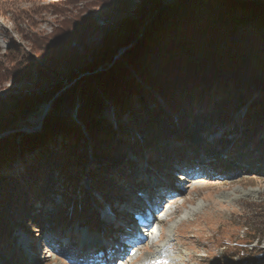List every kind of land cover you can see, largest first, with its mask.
Segmentation results:
<instances>
[{
	"label": "trees",
	"instance_id": "obj_1",
	"mask_svg": "<svg viewBox=\"0 0 264 264\" xmlns=\"http://www.w3.org/2000/svg\"><path fill=\"white\" fill-rule=\"evenodd\" d=\"M118 1L121 13L126 14L128 0ZM76 2L66 0L65 3L48 4L37 10L63 17L67 11L65 6ZM147 6L151 9L148 10ZM139 11L138 22L123 21L115 32L103 40L91 65L94 69L101 67L100 71L76 80L70 79L69 82L73 83L67 88L61 84L53 88L52 101L39 131L21 134L15 126L9 129L0 126V134L9 131L0 137V171L4 172L11 168L18 155L37 145H47L52 136L61 137L56 152H45L42 158L26 165L23 172L9 176L0 173V259L25 260L10 243V227L18 226L16 221L28 219L32 226L39 229L43 227L44 217L47 221L46 212L42 210L47 201L51 203L49 194L54 192L49 169L57 167L66 178L72 166L79 167L81 159L75 145L82 129L76 120L93 139L95 149L108 159L115 160L112 157L116 149L112 145L118 144L119 139L114 140L109 124H103L102 118L98 117L99 112L107 107V101H111L117 111H129L128 120L133 130L130 134L125 133L127 138L122 142L123 148L136 147L138 152L145 146L154 151L153 156L160 153L161 156L156 159L146 156L148 166H156L159 163L157 159L162 158L168 161L165 163L168 165L175 155L185 158L184 151H176L180 146L196 154L204 144L200 150L207 153L208 149V153H212L213 147L201 136L205 134L204 128L207 129L206 134H214L217 130L224 137L230 133L238 134L240 146L234 144L233 152L235 149L239 152L241 145L246 146L243 153L235 156L232 152L218 156L215 163L218 168L233 166L228 159L230 156L241 160L243 166L263 163L264 0H141ZM58 24L46 35L34 32L33 22L27 29L18 28L37 57L55 72H60L64 66L79 63V54L67 48L73 42L84 46L87 33L95 28L91 19L78 15L64 18ZM143 24L144 29L139 32L137 26ZM47 79L48 74L44 70L13 47L0 56V82L28 83ZM41 101L32 96L25 100V104L37 108ZM241 111L242 116H239ZM2 118L3 113L0 112V123ZM187 123L193 127L187 126ZM170 134H174L175 138L171 139ZM224 142L227 143L221 139L217 145L224 146ZM142 156L140 153L138 158ZM180 157L177 156L178 159ZM129 166L131 163H127L125 169ZM78 170L73 172L75 180L79 177ZM93 173H90L89 185L98 191L103 200L127 195L113 186V182L104 184V180H99ZM133 181L126 177L122 182L135 185ZM76 186L77 181H74L73 187ZM29 190L40 200L43 199L40 208L27 201ZM65 194L70 209L66 216L65 211L64 218L52 230L58 234L76 221L81 225L91 223L96 228L90 230L98 233L96 218L80 209L87 207L84 205L88 203L85 202L84 191L81 197L74 192L73 199ZM60 218L58 214L50 217L56 222ZM258 221L260 226L264 225V213ZM249 232H252L248 234L249 243L255 239L259 243V236L264 240V229L255 232L250 229ZM248 246L246 244L240 250L245 258H239L240 251L227 256L231 264H257L256 260H252L251 250H246ZM220 263L228 264L226 261Z\"/></svg>",
	"mask_w": 264,
	"mask_h": 264
},
{
	"label": "rangeland",
	"instance_id": "obj_2",
	"mask_svg": "<svg viewBox=\"0 0 264 264\" xmlns=\"http://www.w3.org/2000/svg\"><path fill=\"white\" fill-rule=\"evenodd\" d=\"M106 1L103 3L101 0H77L74 5L65 6L67 11L63 17H57L51 14L50 11H40L37 8L53 3H65L66 0H0V56L8 48L13 47L21 55L32 61L35 66L48 74L50 72L49 67L32 51L30 44L21 37L18 28L27 29L28 25L33 22L35 24L34 32L46 35L50 34L62 19H70L77 15L82 18L91 19L95 27L93 32L87 33L84 46H87V48L89 46L92 50L99 48L103 40L109 34L115 32L123 21L129 19L130 21H136L138 19L136 12L141 5V0H128V11L126 14H122L118 0ZM33 11H36V13ZM142 28V26L137 27L139 30ZM80 48L83 49V46L73 42L67 49L78 50ZM85 61H87L86 58ZM85 61H81L82 66ZM73 71L71 72L73 73ZM68 73V71L63 70V73H59V75L52 74L47 81L41 82L16 83L12 80L0 82V112L3 113L4 127H35L43 116L45 107L52 99V92L49 89L57 82H61L66 78ZM131 73L134 75L133 72ZM37 84H39L40 88L36 87ZM33 94H44L41 96V105L37 108L23 105V99ZM131 97L134 98L135 96L131 95ZM106 105L107 107L99 112L98 117L102 118L103 124H109L114 140L119 139L117 141L118 144L112 145L113 149H116V153L112 157L115 160L108 159L106 155L95 149L93 139L76 120V123L82 129L81 137L78 138L75 145L77 147L76 152L81 159L78 163L79 167L72 166L69 169L70 175L66 178L58 172L57 167L49 169L48 173L51 172L52 174L51 183H53L54 192L51 195L49 194L51 203L47 201L42 210L46 212L47 221L44 217L41 229L32 226L28 219L16 221L19 227H10L12 232L10 243H13L14 251H17V254L20 252L25 260L16 261L12 259L10 261L6 258L0 259V264L87 263L88 258H83L79 254L87 246L89 249H92L90 251L95 250L101 237L88 231L86 233L83 227L89 229L96 228L91 223H89L90 225L88 223L81 225V223L74 221L64 231L57 232L63 237L60 240L62 241L60 242L61 246L56 247L53 245V248L48 247L49 240L46 236L49 234L47 231H51L52 228L59 225V222L64 218L65 211L66 216L67 211L70 209V202L66 203L64 193L73 199L74 192L81 197L82 191H84L87 197L85 202L88 203L84 205L87 207L80 209L85 210L88 213L87 215H93L96 218L99 234L104 233L106 242L110 244L107 246V249L115 245L114 243L118 238L117 235L123 232L122 227H126L127 224L128 227H134L136 222L132 219V217L134 218L133 213L141 206L138 207L135 203V207L134 202L139 197L137 193L144 192L145 187L140 186L136 188V186L128 185L127 182L122 181L126 177L139 180L138 178L144 175L142 165L147 163L146 156L149 155L151 159H156V157H160L161 155L159 153L153 156L152 152L154 151L145 146H140L142 147L139 149L140 152L135 151L136 147L133 149L123 148V140L127 138L125 137V133L130 134L131 130H133L128 120L129 111L127 109L125 111H117L116 106L111 101H107ZM242 111L239 116H242ZM187 126H192V124L187 123ZM204 130L205 134L201 136L213 147L212 153H208V149L207 153H203L200 150L204 148V144L200 146L196 154L180 146L176 151H184L185 158L181 159L180 155H175L174 160L167 163L168 165H165L168 161L163 158L157 159L159 163L156 166L154 165V167L146 164L147 172H152L159 179L156 181L150 178L151 184L154 183L157 189L169 191L163 201L173 199L175 202L172 205L166 206L167 212L173 214L172 219L164 221L161 226L157 222L155 224L152 223L154 228L153 234H151L148 243L137 245L138 253L136 255H139V259L148 258L146 264H221V261L231 264V260L227 256L237 254L244 245L249 244L246 250H251L252 260H256L257 264H264V240L259 236V243H256V239L252 243H249L248 237V234H252V232H249L250 229L253 232L257 229H264V225L260 226V222L258 221L264 213V161L257 166H243L244 163L241 160L230 156L231 158L228 159L233 166L225 167L222 165L218 168L215 164L218 156L221 154L228 155L230 152L234 153L235 156L240 152L243 153L246 146L241 145L242 147L239 152L238 149H235V152H233L234 144L238 143L239 145L240 143L241 138L238 134L230 133L224 137V134L219 130L214 134H206L207 129L204 128ZM170 136L171 139L175 138L174 134H170ZM221 139H224L227 143L224 142L225 145L219 147L217 142ZM60 140V135L52 136L47 140V145H37L18 155L11 168L5 172L0 171V173L9 176L15 172L16 174L23 172L26 165L38 160V158H42V154L45 152H56L59 149ZM138 141L141 143L140 139ZM159 151L160 147L156 149L157 153ZM135 152L138 154L137 156ZM140 153L143 155L142 158H138ZM190 153L192 154L189 155ZM49 156H53V154ZM127 163H131V166L125 169ZM179 165L181 167L178 168L177 166ZM206 166L212 172L206 170ZM77 168H79L77 171L79 177L77 178L78 180H75L76 175L73 172ZM199 168L201 171H199ZM184 169H187L188 173ZM119 170L120 172L118 173ZM213 171H218L220 175L217 173L216 176H213ZM92 172L98 176L99 180H104V184L113 182V186L119 187L120 191L126 192L127 195L103 200L104 198H102L98 191L89 185L92 178L90 173ZM188 176L190 179L187 178ZM74 181H77L75 188L73 187ZM80 187H82V190ZM72 191L73 193H71ZM33 194L32 190L27 192L26 197H29L27 201L34 202L35 207L40 208L43 199L40 200L39 196ZM145 195L147 196V194ZM128 197L133 201H127ZM76 201L77 203L80 202V200ZM106 203L107 205L108 203H113L111 208H115L116 210L119 207V210L110 211L112 209L109 210ZM118 203L125 204L119 205ZM158 206L159 204L152 207L158 208ZM152 207H149L150 214H153ZM57 214L61 217L58 222L50 219L52 215L55 216ZM112 217H115L114 222L112 221ZM154 217L162 221L165 219L163 214H156ZM112 224L115 227L110 228ZM156 225L161 227V232L157 229ZM119 226L121 227L118 233L116 231L111 232ZM245 226L248 227L245 228ZM135 229L139 231V229ZM157 234L161 236L160 243L158 241V244L163 247V254L167 256L164 255V259L160 261H156L152 256L154 248L150 247L151 240L154 237L156 238ZM87 243H90V245ZM43 250L45 253H43ZM100 250L102 251L103 249ZM132 251L133 249L130 252ZM241 257L245 258V254L242 251L239 252V258ZM102 258L107 259V254H102ZM99 260L100 257L95 262ZM124 264H137V261L128 259Z\"/></svg>",
	"mask_w": 264,
	"mask_h": 264
},
{
	"label": "bare ground",
	"instance_id": "obj_3",
	"mask_svg": "<svg viewBox=\"0 0 264 264\" xmlns=\"http://www.w3.org/2000/svg\"><path fill=\"white\" fill-rule=\"evenodd\" d=\"M147 163H145V164H143L142 166H143V171H144V175L141 177V178H138L139 180H137V179H135L134 181H133V183L135 184V181H137L136 182V184L135 185H131V186H136V188H138V187H140V186H143V187H145V191L144 192H139V193H137L138 194V196L139 197H137L136 199H135V202H134V206H135V203H140V204H145L146 206V208L147 209H149V207H152V206H157V204H159V206H158V208H157V211L155 212V214L154 215H156V214H163L164 216H165V219H163V221L162 220H158L157 218H155L154 216L153 217H148L147 216V213L144 211L143 212V216H144V219H146V220H144L142 223H141V225L140 226H144L143 227V229H149V227H153V225H152V223L153 224H155L156 222L161 226V225H163V223H164V221H167L168 219L170 220V218L172 217V213H168L167 212V210H166V206L167 205H169V204H173L175 201L172 199V200H164L163 201V199H165L164 197H166L167 196V194L169 193V191H167V190H160V189H157L155 186H154V183H152L151 184V179H154V180H159V179H157L156 177H155V175L154 174H152V172H147V165H146ZM176 167V166H175ZM174 167V168H175ZM178 168L179 167H181L180 165L179 166H177ZM204 168H205V166H204ZM206 170H210V169H208V166H206ZM184 171L186 172V173H188V170L187 169H184ZM199 171H201L200 170V168H199ZM211 171V170H210ZM179 172V171H178ZM212 172V171H211ZM216 174H217V172L216 171H213V173H212V175L213 176H216ZM148 176H150V177H148ZM157 177H159V176H157ZM151 178V179H150ZM188 179H190V177L188 176L187 177ZM149 180V181H148ZM144 181V182H143ZM128 185H130V184H128ZM173 193V192H172ZM145 194H147V196L145 195ZM173 198V197H172ZM123 199H125V198H123ZM137 200V201H136ZM127 201H133V200H131V198H128L127 199ZM127 201H125V202H127ZM166 201H167V203H166ZM112 204L113 203H108V205H107V203H106V206L108 207V209L110 210V209H112V210H110V211H113V210H115V208L113 209V208H111L112 207ZM119 205H123V204H125V203H118ZM136 205H138V204H136ZM136 207V206H135ZM119 207H117L116 208V210L115 211H117V210H119L118 209ZM175 213V212H174ZM111 216V215H110ZM114 218L115 217H112V221L114 222ZM154 218H155V221H154ZM132 219H134V221H135V217L133 218L132 217ZM172 219V218H171ZM151 220H152V222H151ZM121 223H122V220H121ZM80 227H82V226H80ZM112 227H115V225H111L110 226V228H112ZM120 227L121 226H119V227H117L116 228V230H112L111 232H114V231H117V232H119L120 230ZM85 230H86V233H87V231L88 232H90L91 234H98V235H100L101 237H100V242H99V244L96 246V248H101V249H105V251H103V255H106L107 254V259L106 258H102V261H105L106 263H108V264H116V262H117V264H124V263H126L127 262V260L128 259H131L132 261H137V264H146L147 262H148V258H143V259H139V255H136V253H138L137 251H138V247H137V245L138 244H140V245H145V243H148L149 242V240H150V236H151V234H153V232L152 231H154V229L151 231V233H150V235H148L145 239L144 238H142V237H140V239H144V240H142L141 242H139V243H133L132 244V248L131 249H133V251L132 252H130V254H126V252H125V248H123L122 249V246H121V244H119V243H117L118 241H116L114 244L116 245V247H114V246H111V248L110 249H107L108 247V245H110L108 242H106V240H105V234L103 233V234H99V232L97 233L95 230H90L89 228H87V227H83ZM134 228H136V224L134 225ZM159 229H161V227H159ZM110 230V229H109ZM162 230V229H161ZM145 232V231H144ZM144 232H142V233H144ZM47 233L49 234V235H47L46 237H48L47 239L49 240V242H48V247H50V248H53L54 246H56V247H59V246H61V244H60V242H62V241H60L63 237H62V235H59V234H56L53 230H51V231H47ZM121 233V232H120ZM130 235H131V239H132V241H133V239L134 238H136L138 235H137V233H136V235H135V233L133 232V233H130ZM154 237V236H153ZM138 239V238H137ZM161 239V236H159V239L158 240H155V237H154V239H152L151 240V242H150V247L151 248H154V253L152 254V256L155 258V260L156 261H160V260H163L164 259V255L166 256V254H163L164 252H163V247L161 246V245H159L158 244V241ZM63 243H64V241H63ZM87 244H89L90 245V243H87ZM54 245V246H53ZM86 245V244H85ZM84 249H89V247L87 246V247H85ZM129 249V248H128ZM82 250V249H81ZM135 252V254H133ZM43 253H45V251L43 250ZM140 254V253H139ZM167 257V256H166ZM152 259V258H151ZM159 264V263H158Z\"/></svg>",
	"mask_w": 264,
	"mask_h": 264
},
{
	"label": "water",
	"instance_id": "obj_4",
	"mask_svg": "<svg viewBox=\"0 0 264 264\" xmlns=\"http://www.w3.org/2000/svg\"><path fill=\"white\" fill-rule=\"evenodd\" d=\"M140 4H141V2H140ZM147 9L150 10L151 9L150 6H147ZM139 13H140V11L138 10L136 12V14L138 16V19L136 21H131L132 23L138 22V20L140 19ZM129 21H130V19H129ZM139 26L140 27L142 26L143 28L140 29V30L139 29H137V30H139V32L143 31L144 24L143 25H139ZM100 44H101V42H100ZM101 47H102V44L99 46V48H96V49L92 50L89 46H88V48H87V46H83V49L82 48L78 49V50L82 51L81 53H80V51H78L76 49L75 51L79 54V57H80L79 58V63L76 66H72V65L71 66H64V67H62V69H61L60 72H55L54 70H52L51 68H49L50 72H48V78H50V76H52V74L59 75V73H63V70H66V71L69 72L68 75L66 76V78H64L61 82L60 81L57 82L54 86H52L49 89V91L52 92L53 88L56 85H59V84L63 85L64 88H67V87H69L73 83V82H69L70 79L74 78L76 80V78L79 79L82 76H85V75H88V74H93L94 72L100 71L101 70V67H97L96 69H94L93 67H91V65L94 62L96 51H98L99 49H101ZM121 51H123V50L121 49L120 52ZM118 55H119V53H118ZM85 58L87 59V61H85ZM83 60L85 61V63L82 66L81 61H83ZM109 65L110 64H108V66ZM71 71H73V73ZM33 81H35V80H33ZM28 83H31V82H28ZM36 87H39L40 88V86H36ZM42 95H44V94H41V95H37V94L29 95L28 97H25L23 99L24 102L22 101L23 102L22 104L24 105L25 104V100L27 98L32 97V96L38 97L40 100H42V97H41ZM51 101H52V99L50 100V103H51ZM50 103L45 107L43 116L45 115V113L47 111V107L50 105ZM25 105L26 106H29V104H25ZM43 116L41 117V119L39 120V122L36 124L35 127H28V126H23L22 128H18L17 127V131L19 133H21V134L22 133L28 134V133H33V132L39 131L40 128H41V121H42ZM3 118L1 120L0 126L4 125ZM9 128H6V129H9ZM7 133H9V131H6L3 134H0V137L3 136V135H6Z\"/></svg>",
	"mask_w": 264,
	"mask_h": 264
}]
</instances>
